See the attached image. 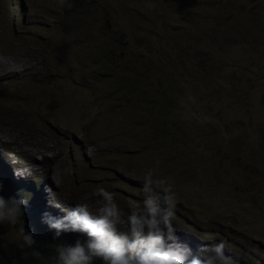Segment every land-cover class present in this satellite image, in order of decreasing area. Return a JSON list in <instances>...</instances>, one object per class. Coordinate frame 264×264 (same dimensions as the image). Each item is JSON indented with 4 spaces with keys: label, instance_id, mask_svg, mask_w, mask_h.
Returning <instances> with one entry per match:
<instances>
[{
    "label": "rangeland",
    "instance_id": "obj_1",
    "mask_svg": "<svg viewBox=\"0 0 264 264\" xmlns=\"http://www.w3.org/2000/svg\"><path fill=\"white\" fill-rule=\"evenodd\" d=\"M19 158L125 210L152 170L180 242L227 237L229 264H264V0H0V160Z\"/></svg>",
    "mask_w": 264,
    "mask_h": 264
},
{
    "label": "clouds",
    "instance_id": "obj_2",
    "mask_svg": "<svg viewBox=\"0 0 264 264\" xmlns=\"http://www.w3.org/2000/svg\"><path fill=\"white\" fill-rule=\"evenodd\" d=\"M18 161L7 168L0 160V224L16 225L23 215L33 232L21 229V247L6 245L0 236V264L9 249L22 256L20 264H46L50 255L48 262L56 264H229L227 237L209 247L179 241L176 197L152 170L142 178L143 198H129L125 210L103 186L94 192L97 206L66 199L57 184L43 185L46 176L35 172L26 175Z\"/></svg>",
    "mask_w": 264,
    "mask_h": 264
},
{
    "label": "trees",
    "instance_id": "obj_3",
    "mask_svg": "<svg viewBox=\"0 0 264 264\" xmlns=\"http://www.w3.org/2000/svg\"><path fill=\"white\" fill-rule=\"evenodd\" d=\"M23 211H25V210H23ZM51 257H52V255H50ZM0 257H1V251H0ZM51 257H50V259H51ZM50 259H46V261L44 262V263H46V264H56V262H54V263H51V262H48ZM22 264H26L25 262H23ZM36 264H43V263H36ZM96 264H100V262L99 261H97L96 262Z\"/></svg>",
    "mask_w": 264,
    "mask_h": 264
},
{
    "label": "bare ground",
    "instance_id": "obj_4",
    "mask_svg": "<svg viewBox=\"0 0 264 264\" xmlns=\"http://www.w3.org/2000/svg\"><path fill=\"white\" fill-rule=\"evenodd\" d=\"M18 58V57H17ZM17 60V59H16ZM11 61V60H10ZM5 62V61H4ZM19 62V61H18ZM11 64V63H10ZM18 66V65H17ZM11 67H12V65H11ZM19 68V67H18ZM18 68H17V70H18ZM16 71V70H15Z\"/></svg>",
    "mask_w": 264,
    "mask_h": 264
}]
</instances>
